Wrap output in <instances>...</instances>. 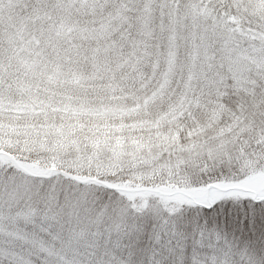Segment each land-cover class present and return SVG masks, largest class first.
I'll list each match as a JSON object with an SVG mask.
<instances>
[{
    "label": "snow or ice",
    "instance_id": "1",
    "mask_svg": "<svg viewBox=\"0 0 264 264\" xmlns=\"http://www.w3.org/2000/svg\"><path fill=\"white\" fill-rule=\"evenodd\" d=\"M0 264H264V0H0Z\"/></svg>",
    "mask_w": 264,
    "mask_h": 264
}]
</instances>
